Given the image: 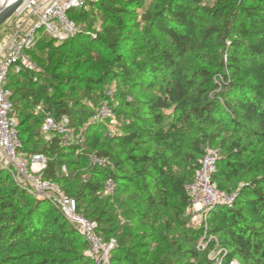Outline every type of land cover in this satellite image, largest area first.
<instances>
[{"label": "trees", "instance_id": "trees-1", "mask_svg": "<svg viewBox=\"0 0 264 264\" xmlns=\"http://www.w3.org/2000/svg\"><path fill=\"white\" fill-rule=\"evenodd\" d=\"M149 6L141 15V41L134 50L130 49L131 57L119 51L125 39L121 31L127 13L123 9L117 10L112 17L113 25H103L100 33H80L79 40L86 42L83 47L85 60L96 59L101 52H106L101 74L95 79L77 81L79 79L69 77L62 82L60 75L50 71V63L60 60V49L73 39L59 42L41 36L35 48L45 49L49 57L45 68L44 65L39 67L49 72L50 77L25 70L11 72L7 88L11 92L12 115L17 120L22 119L21 125L30 118V111L37 107L51 113L57 121L66 117L68 127L76 131L84 128L89 134L87 145L94 150L103 141L100 143L94 137L102 125L91 121L92 110L105 99L111 85L116 84L113 98L119 104L113 110L115 117L126 122L123 130L111 139L117 153L102 152L108 166L94 167L74 197L62 190L65 196L75 201L78 213L95 223L106 222L102 219L106 211L99 207L88 209L90 214L87 216L82 211V202L97 196L108 179L115 186L108 200L115 203L124 193L127 200L143 201L153 221L158 219L161 210L167 208L170 199H177L182 209L190 207L191 197L186 188L193 182L194 173L200 166L198 160L205 151L200 148L201 143L196 142L195 155L186 154L177 172V144L182 132L193 125L213 128L204 143L219 139L222 133L234 134L235 137L229 135L219 142L223 157L217 159L212 178L216 187L229 193L226 181L239 174L260 172L234 192L231 207L216 206L210 210L204 230L189 231L188 245L206 233L211 237L217 236L223 264L232 259L239 264H264V169L256 168L254 157L257 146L264 143V0H215L211 4H205L204 0H158ZM79 10L68 12L75 23L84 20L82 13L77 14ZM126 38L132 39L130 36ZM208 40L215 41L219 48L208 55L211 58L208 65L214 71L195 69L185 73L187 47ZM33 52L31 50L28 54L35 62L31 58ZM217 75L221 76L220 81L216 80ZM55 79L60 83L55 84ZM81 84L85 86L79 89ZM58 86L66 87L62 95L67 98L78 95L82 102H75L74 108L69 109L56 93ZM219 87L222 89L217 92ZM155 89L163 94L153 93ZM170 107L176 114L171 124L169 115L164 112ZM225 118L229 119L224 121ZM19 128L20 125L17 130ZM28 130H18V136ZM27 137L26 141L19 139L22 150L27 154L43 155L47 159V167L42 177L56 183L54 178L62 173L61 168L67 170L70 160L66 157L70 151L73 152V147L63 148L56 137L44 145L34 141V134ZM123 155L125 157L121 159ZM125 168L131 173L129 177L124 175ZM113 171L121 174L122 183H118ZM95 174L104 178L99 179ZM32 198L15 183L9 171L0 166V246L9 241L17 243L30 232L29 225L17 222L11 210L21 201L26 203ZM45 202L54 207L47 200L37 203L43 205ZM118 204L124 218L135 216L133 209L124 207L121 202ZM48 224L43 229L44 237L40 238L55 242L58 234L63 233V227L56 220ZM97 233L104 242L113 239L108 228L103 227L101 232L97 229ZM204 242L203 250L186 249L183 253L178 249L176 255L162 264H210L206 255L214 242L207 239ZM82 248H87L85 241ZM131 256L138 259L140 255ZM178 256H183V259L174 261L173 258ZM17 260L20 259L6 257L0 259V264H19L21 260ZM37 264L72 263L60 259ZM79 264L92 262L83 257Z\"/></svg>", "mask_w": 264, "mask_h": 264}, {"label": "rangeland", "instance_id": "rangeland-1", "mask_svg": "<svg viewBox=\"0 0 264 264\" xmlns=\"http://www.w3.org/2000/svg\"><path fill=\"white\" fill-rule=\"evenodd\" d=\"M6 0H0V7L4 4ZM158 0H94L85 7L81 8L77 14L82 13L84 15V20L76 21L78 27V32L72 38L69 45H66L60 49V60L51 61L50 71L54 75H60L63 79L62 82L69 80V77L79 79L77 81H84L87 79H95L101 74V67L106 58V52H101L96 59L85 60V52L83 47H85L86 42L79 40L80 33H86L88 35H94L101 32V27L103 25H113L112 17L116 14L117 10L123 9L126 11L127 15L125 17L124 28L121 33L125 38L119 48V51L131 57L132 50L140 43V31L143 26L141 20V15L146 11L150 4L157 2ZM215 0H204L205 4H211ZM87 11H90L91 14ZM14 16V15H13ZM13 16L7 20L0 27V39L7 31L9 23L12 21ZM130 36L132 39H127ZM36 37H41L37 35ZM66 41V40H63ZM36 45V43H35ZM35 45L31 48L34 50L32 53V59L36 62L37 66H45L48 63L49 53L41 48H35ZM218 45L215 41H204L195 44L194 46H188L185 54L186 58V70L185 73H190L195 69H207L209 71H214L208 65V61L211 58L208 55L214 53ZM30 50V51H31ZM40 74L42 77H50V73L46 72L44 68H40ZM216 80L220 81L221 76L217 75ZM54 83H60V80L54 81ZM219 84V83H218ZM217 84V85H218ZM89 85V84H88ZM85 84L79 85V89H82ZM116 84L111 85L112 91L116 90ZM222 88H217L219 92ZM66 91L65 86H58L56 93L60 99L67 103V107L74 108V103L80 104L82 98L78 95H73L71 98H67L62 93ZM152 93V92H151ZM150 93V94H151ZM153 93L163 94L162 91L155 89ZM138 95L141 93L138 92ZM131 97V95H130ZM119 104V102L113 98L111 106L114 108ZM78 108V107H77ZM164 112L169 115L168 122L174 123L176 119V114L172 111V108L164 109ZM47 111L43 110L37 111L34 108L30 111V118L21 125V120H17V124L20 125L18 129L19 132L25 129H29L27 132H23L19 139L26 141L28 140L27 135L34 134V141L40 145H44L48 140L40 132L41 121L43 120V114ZM172 113V115H171ZM67 119L66 117H61L60 120ZM229 118H225L224 121ZM69 124V123H68ZM126 122L122 119L115 117L112 123H103L102 127L98 128L95 132V139L102 144L97 146L96 149L90 150L87 143L89 136L85 133L84 128H80L78 131L71 127H68L66 135L57 136L60 144L63 148L73 147V152L66 157V160H70L66 165V172L58 174L54 181L59 185H56L64 190L67 195L74 197L75 194L80 191L81 185L88 180L91 175V170L94 168L89 164V157L92 154H96L100 159L105 158L103 151H110L112 155L117 153V147L113 144L111 140L114 135H118L119 131L123 130ZM179 125V124H177ZM213 128L202 127L199 125H193L191 128H186L182 132V136L178 141V151L179 158L176 159L178 162L175 166V170L182 167V159L185 155H195V144L201 143L200 148L204 151L213 150L217 152V158L223 157V152L220 147V140L234 134L230 132L222 133L220 138L213 141L204 143V140L208 138V134ZM104 145V147H103ZM26 148H30L28 143ZM154 150V148H153ZM99 154V155H98ZM135 154L137 152L135 151ZM124 155L121 159H124ZM255 160L257 162L256 168L264 169V143L259 144L256 148ZM202 158L198 161L200 162ZM260 171L250 172L246 174H239L232 177L226 181L225 185L228 188L229 193H234L243 183L249 182L251 178ZM107 175H111L108 173ZM118 183H122L121 174L112 172ZM124 175L129 177L131 173L125 168ZM95 177L99 179L104 178L95 174ZM13 179V178H12ZM16 184L17 181L15 182ZM63 193V192H62ZM127 194L119 195L118 200L113 203L108 200V197H112V194H107L102 190L97 196H91L82 202V211L85 215H89L88 209H93L96 207L104 208L106 215L103 216V221L105 223L96 222L98 231L101 229L108 228L110 236L114 241V247L110 253V264H162L167 259L176 255L175 251L178 249L181 252H185L186 249H198L199 246L205 248L204 240L213 241L214 245L211 251L215 250L213 255H217L218 251L221 249L219 245H216L217 236L203 235V238L199 239L195 243L188 245V238L190 237L189 231L196 232L205 229V214L197 211L193 207V201L191 198V205L186 209H182L181 204L177 199H170L168 206L165 210H161L160 216L156 221H153L152 215L148 214L146 208L147 204L143 201H133L127 200ZM93 198V199H92ZM45 201L46 199L33 197L29 199V202L21 201L16 204V206L11 210L12 216L17 218V222L29 225V233H27L24 238L17 243L14 242H4L0 246V259L16 258L20 259L19 264H37L43 261L54 262L60 259H65L70 261L72 264H79V261L86 257L87 248H82L84 242L83 235L74 223H72L60 210L56 207L50 206L45 202L43 205H39L38 201ZM121 202L124 207L128 209H133L135 216L131 218H124L121 215L122 207L119 206ZM229 207V206H228ZM231 207V206H230ZM179 213V214H178ZM208 217V216H207ZM206 217V219H207ZM59 221L63 227V233H59L57 236V241L51 242L49 240L43 241V229L48 227V223L53 221ZM258 227V226H256ZM34 232V233H31ZM201 253V252H200ZM132 254L140 255L138 259H133ZM183 256H178L174 261L182 260ZM144 261V263L141 262Z\"/></svg>", "mask_w": 264, "mask_h": 264}, {"label": "built area", "instance_id": "built-area-1", "mask_svg": "<svg viewBox=\"0 0 264 264\" xmlns=\"http://www.w3.org/2000/svg\"><path fill=\"white\" fill-rule=\"evenodd\" d=\"M93 1L26 0L14 13L7 31L0 39V166L9 171L14 181H17L28 195L46 199L78 226L87 244L86 256L92 264H110L114 241L104 242L97 233L95 222L78 213L75 201L65 196L55 183L43 179L42 174L47 167V159L43 155L27 154L22 150L17 119L12 115L11 92L7 88L8 76L13 71L40 72L39 67L28 54L40 38L36 36H48L59 42L72 38L77 34L78 27L69 18L68 12L81 9ZM112 100L113 91L108 89L105 99L92 110V122L103 124L115 120ZM37 111L43 113L41 107H37ZM67 129V119L57 121L51 113L43 114L40 132L48 140L66 135ZM217 159L216 151L206 150L199 168L194 173L193 182L186 188L192 198L193 207L205 214V220L212 208L230 207L235 199V193L220 191L212 181ZM89 164L92 167L103 168L108 166L109 162L92 154L89 157ZM61 171L66 172L65 167H62ZM114 187L112 180L108 179L104 183L103 190L107 194H112ZM216 245H218L217 240ZM203 249L199 246L197 251ZM211 250L206 255L207 261L210 264H223L222 249L217 255H213L215 250ZM227 264H239V262L232 259Z\"/></svg>", "mask_w": 264, "mask_h": 264}, {"label": "water", "instance_id": "water-1", "mask_svg": "<svg viewBox=\"0 0 264 264\" xmlns=\"http://www.w3.org/2000/svg\"><path fill=\"white\" fill-rule=\"evenodd\" d=\"M26 0H15L11 4H3L0 7V27L9 20Z\"/></svg>", "mask_w": 264, "mask_h": 264}, {"label": "bare ground", "instance_id": "bare-ground-1", "mask_svg": "<svg viewBox=\"0 0 264 264\" xmlns=\"http://www.w3.org/2000/svg\"><path fill=\"white\" fill-rule=\"evenodd\" d=\"M15 0H6L5 2H4V4H11V3H13Z\"/></svg>", "mask_w": 264, "mask_h": 264}]
</instances>
